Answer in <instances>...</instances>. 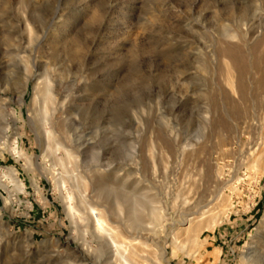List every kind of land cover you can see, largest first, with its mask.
<instances>
[{"label":"rangeland","instance_id":"rangeland-1","mask_svg":"<svg viewBox=\"0 0 264 264\" xmlns=\"http://www.w3.org/2000/svg\"><path fill=\"white\" fill-rule=\"evenodd\" d=\"M263 34L264 0H0V264H116L89 205L264 264Z\"/></svg>","mask_w":264,"mask_h":264},{"label":"bare ground","instance_id":"bare-ground-1","mask_svg":"<svg viewBox=\"0 0 264 264\" xmlns=\"http://www.w3.org/2000/svg\"><path fill=\"white\" fill-rule=\"evenodd\" d=\"M262 61L264 62V51L262 52ZM66 155H70L69 151H66ZM129 202L125 200V204L128 203L127 205H129ZM70 203L71 196L68 197L67 205L71 214L73 207ZM87 210L89 219L83 220L86 221L85 231L90 240H86L81 249H78V258L80 259L85 257L83 250H87V252L96 251L99 254L102 253V250H106L102 254L107 255L106 258L110 260L109 262L116 264H164V239L171 238L175 241L177 238L174 236L173 230H169L171 234L169 236H163L159 239L154 236L155 231L157 232L156 229H159L160 232L167 228L172 229V225L167 223L168 219L165 214H152L153 219L142 225L136 210L131 208L127 212L129 219L124 224L117 226L105 219L100 213L101 211H97L95 207L89 205ZM191 220L183 219V222L189 223L190 226ZM144 231L148 234L144 235Z\"/></svg>","mask_w":264,"mask_h":264}]
</instances>
